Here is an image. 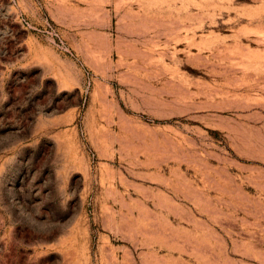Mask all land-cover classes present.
I'll return each mask as SVG.
<instances>
[{
    "label": "rangeland",
    "instance_id": "1",
    "mask_svg": "<svg viewBox=\"0 0 264 264\" xmlns=\"http://www.w3.org/2000/svg\"><path fill=\"white\" fill-rule=\"evenodd\" d=\"M0 264H264V0H0Z\"/></svg>",
    "mask_w": 264,
    "mask_h": 264
}]
</instances>
